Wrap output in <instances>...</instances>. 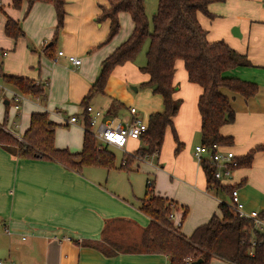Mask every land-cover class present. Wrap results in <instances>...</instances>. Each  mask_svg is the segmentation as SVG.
I'll return each instance as SVG.
<instances>
[{
	"label": "crops",
	"instance_id": "crops-1",
	"mask_svg": "<svg viewBox=\"0 0 264 264\" xmlns=\"http://www.w3.org/2000/svg\"><path fill=\"white\" fill-rule=\"evenodd\" d=\"M104 5L103 0H65L63 25L54 43L56 13L52 4L34 3L24 17L26 2L19 12L11 6L7 13L3 12L0 16L2 71L41 84L45 87V97L23 96L20 108L15 110L11 93L16 91L0 80V88L7 90L0 98V130L21 140L31 114L46 113L57 125L55 148L73 154L81 151L82 101L96 80L102 61L133 31L129 14L120 12L119 30L107 41L110 21L99 20L100 7ZM209 12L214 16L212 19L197 15L207 31V40L225 42L251 63V67H237L224 75L253 82L258 87L257 93L248 99L227 89L220 90L229 99L235 116L219 132L232 137L233 144L227 149L234 158H240L264 146V0H224L210 4ZM7 18L19 23L23 37L14 40L5 36ZM234 27L238 28L239 36L232 35ZM49 45L52 46L46 51ZM59 51L63 55L56 57ZM68 56L79 58L80 65L70 64ZM174 68L172 97L181 104L172 124L181 149L174 154L176 143L171 129L166 128L157 156L137 161L124 172L127 182L131 172L137 170L146 173L145 183L153 176L156 195L185 207L184 219L181 220L180 210L175 212V220L181 223L179 232L189 237L195 228L216 215L215 208L225 200L221 194L214 193L211 197L204 172L193 154L194 147L200 143L197 101L201 88L188 82L182 61L177 60ZM147 80L148 76L132 62L117 66L103 92L91 96L88 104L120 119H128V110L133 107L145 121L151 113L163 110L162 98L142 85ZM111 109L115 112L110 113ZM72 116L77 118L76 123H69ZM128 145L125 152L130 154L140 142L130 141ZM118 167L115 170H120ZM103 169L83 167L76 172L53 160L18 158L0 146V227L15 250H28L29 264H169L166 257L141 250L105 257L95 249L81 246L84 241L138 246L149 223V218L139 211L145 184L142 196L138 197L127 184L110 185L109 174L101 173L110 170ZM222 184L236 187L246 211L264 212V149L254 153L249 168L234 170L231 180ZM210 264L230 263L214 257Z\"/></svg>",
	"mask_w": 264,
	"mask_h": 264
},
{
	"label": "trees",
	"instance_id": "trees-1",
	"mask_svg": "<svg viewBox=\"0 0 264 264\" xmlns=\"http://www.w3.org/2000/svg\"><path fill=\"white\" fill-rule=\"evenodd\" d=\"M12 9L19 10L23 3L29 9L34 3L52 4L56 13V26L52 42L63 25L65 0H9ZM108 3V10L101 6L100 21H110L107 41L119 30L117 15L128 13L133 23L130 36L114 52L104 59L99 74L88 94L82 101L88 106L91 96L102 93L112 70L127 62H134L143 46L145 64L139 69L148 76L142 85L150 89L153 95L162 98L163 110L151 113L147 120V130L141 137L140 146L132 154H123L118 169L129 171L133 162L151 156L159 151L163 143L166 128L171 129L176 143L174 154L181 149L172 119L177 114L180 100L173 99L175 91L173 75L175 62L182 61L187 73V80L201 88L197 101V110L201 120L200 145L211 148L217 145L227 150L232 146L231 136H223L219 130L222 126L234 121V111L229 99L221 93L227 89L239 94L244 99L257 93V85L224 74L237 67H251L245 55L231 49L225 42H209L207 31L200 25L197 15L202 14L212 19L209 5L222 3L224 0H157V7L151 16V24L144 9L143 0H103ZM1 10V8H0ZM5 36L14 40L23 37L18 22L7 18L4 25ZM52 46V45H51ZM47 46L46 51L51 48ZM0 80L16 92L30 98L44 99L45 87L35 81L4 74L0 64ZM109 112H115L113 109ZM84 134L82 149L73 154L66 149H56L54 132L57 127L49 120L46 113H32L29 126L18 140L0 130V146L7 153L21 159L53 160L67 169L80 172L83 167H100L106 170L115 169V156L110 150H97L86 118L83 119ZM264 146L250 150L245 156L234 158L233 170L249 168L254 153ZM125 164H124V163ZM206 178L208 191L224 194L230 198L235 186L224 185L214 178L215 168L208 161L200 162ZM148 181V180H147ZM145 183L144 196L139 199V211L149 218L148 225L142 231L140 244L121 246L113 242L92 243L84 241L83 247L99 251L105 257H113L119 252H138L166 257L169 264H189L200 260V264H210L216 257L230 264H264V237L252 230L250 220L241 219L224 201L218 204L220 216L212 215L203 225L194 229L189 237L183 236L179 228H174L168 220L170 213L182 211L181 220L187 209L177 203L158 196L153 191V184ZM237 190V189H236ZM264 215V212H261ZM252 240L255 246L251 247ZM253 250V256L248 253ZM140 251V252H141Z\"/></svg>",
	"mask_w": 264,
	"mask_h": 264
},
{
	"label": "built area",
	"instance_id": "built-area-1",
	"mask_svg": "<svg viewBox=\"0 0 264 264\" xmlns=\"http://www.w3.org/2000/svg\"><path fill=\"white\" fill-rule=\"evenodd\" d=\"M62 55L63 53L61 51L56 53V57ZM56 57L53 58L55 62ZM67 61L73 66H78L81 63V60L74 56H68ZM5 93H7V90L5 88H0V96ZM11 100L14 109L18 110L20 108V103L23 100V95L18 92H12ZM128 114V119H120L108 115L106 112L99 109H95L90 105L83 107V119L86 118L87 120L88 128L96 141V148L98 151L105 149L110 150L112 148L122 151L123 154H129L125 151L126 146L130 141L141 143V137L147 130V124L141 117H139L135 108L130 107ZM76 122L77 118L75 116H72L69 119V123L71 124ZM82 124L84 128V123ZM157 154L158 151H155L151 156L138 159L137 161L144 162L149 158L157 156ZM193 154L199 164L206 160L215 168L214 178L216 180L221 183L231 180L234 171L233 166L235 165L234 155L231 151L217 145H213L211 148H206L199 144L194 147ZM150 184L151 182L148 180L147 185L150 186ZM229 205L239 218L250 220L252 222L253 232H257L264 237V215H261V212L258 211H246L236 189L231 192ZM168 220L172 222L174 228L180 227V221L178 222L175 220V212L169 214ZM254 246L255 242L252 240L251 247ZM248 254L253 256V250H250ZM0 264L10 263L0 260ZM186 264H189V260H187Z\"/></svg>",
	"mask_w": 264,
	"mask_h": 264
},
{
	"label": "rangeland",
	"instance_id": "rangeland-1",
	"mask_svg": "<svg viewBox=\"0 0 264 264\" xmlns=\"http://www.w3.org/2000/svg\"><path fill=\"white\" fill-rule=\"evenodd\" d=\"M104 2H105V5L102 7L106 11V10H108L109 5L106 1H104ZM143 2H144V9H145L146 16L148 18L149 24H151V16L156 10L157 0H143ZM9 6H10L9 0H0V8H1L0 16H2V14H4V13H7V9ZM103 9H102V11H103ZM20 10H16V11L19 12ZM102 11H101V13H102ZM26 12H27V7L24 10V13L22 12L23 17H24ZM16 14H21V13H16ZM146 48H147V43L143 46L141 52L136 57L135 61L132 62V64L135 65L138 69H140L145 64V55L144 54H145ZM127 91L131 95H134V93H132L129 88L127 89ZM0 98H1V96H0ZM128 146L129 145L126 146V149L128 148ZM110 151L114 154L115 166L118 167L120 162H121L123 152L116 150V149H112V148L110 149ZM135 162H136V160H135ZM135 162H133V164ZM139 167H143V166L140 165ZM103 170H105V169H103ZM101 173L102 174L107 173V175L109 174L108 180H109L110 185L122 182L124 184H127L129 186V188H132L134 190V192L136 193V195H138V197L142 196L143 190H144L145 179L147 178V175L144 171L137 170V171L131 172V177L128 179V182H127L128 177L126 176L127 173L124 171L111 169L109 172L102 171ZM148 178H150L149 181L153 184V176L148 177ZM209 192H211L210 193L211 197H214V192H212V191H209ZM221 196L225 200V202L227 204H229L228 203L229 202L228 197L224 194H221L220 197ZM215 209H216L215 210L216 216H219V214H220L219 210L217 209V207ZM254 209H256V208H254ZM176 212L180 213V211H176ZM27 256L30 257V253L28 252V250L26 248L21 249V251L15 250V246H13L12 243H10L7 234L2 232V227H0V260H2L3 262L10 263V264H29L28 260L30 258L27 260ZM39 259L37 257V260H39Z\"/></svg>",
	"mask_w": 264,
	"mask_h": 264
},
{
	"label": "water",
	"instance_id": "water-1",
	"mask_svg": "<svg viewBox=\"0 0 264 264\" xmlns=\"http://www.w3.org/2000/svg\"><path fill=\"white\" fill-rule=\"evenodd\" d=\"M231 33L233 36H237L238 28L237 27L232 28ZM238 36H239V33H238ZM200 263H201L200 260H197L196 262H193L192 264H200Z\"/></svg>",
	"mask_w": 264,
	"mask_h": 264
}]
</instances>
